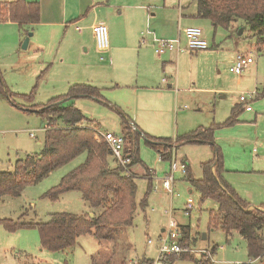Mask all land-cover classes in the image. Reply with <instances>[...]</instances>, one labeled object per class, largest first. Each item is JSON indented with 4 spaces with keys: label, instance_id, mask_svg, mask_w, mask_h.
I'll return each mask as SVG.
<instances>
[{
    "label": "rangeland",
    "instance_id": "374dc122",
    "mask_svg": "<svg viewBox=\"0 0 264 264\" xmlns=\"http://www.w3.org/2000/svg\"><path fill=\"white\" fill-rule=\"evenodd\" d=\"M186 1L185 4L188 3ZM205 22L206 25L199 27L209 48L195 53H179L175 63L178 73L176 84L175 71L170 72L165 66L168 63L163 64L165 68L159 72V79H172V86L180 92L175 108L177 118L173 113L170 130L149 134L175 139L201 126L221 125L214 130V142L222 154L224 179L252 205L264 208V48L261 51L256 49L257 38L248 29H214L209 20L205 19ZM3 23L0 22V35L6 36L8 33ZM56 47L58 44L52 50L46 47L45 52L54 55ZM152 47L153 58L166 55L157 56ZM96 50L95 47L83 46L79 54L88 55L89 60L96 63L100 56ZM237 52H245L254 59V63L239 75L229 71ZM18 54L21 56L19 65L12 67L8 62L0 63L1 83L12 94L11 97L0 96V170L3 171H12L17 159L39 153L43 148L44 120L22 108L38 110L34 104H46L49 98L67 90L61 86L67 77L63 67L67 65V59L64 64L53 61L51 57L41 62L42 53L38 51L35 55L29 48L19 50ZM102 94L111 106L89 97L75 99L74 105L88 117H94L102 131L123 132L122 119H128L112 107L114 101L107 97L105 91ZM240 94L251 96L248 102L251 109H239L238 121L223 126L232 108L242 107ZM23 95H31L32 101ZM139 130L144 132L142 128ZM128 135L125 147L130 152L137 148L145 165H130L137 187L132 225L117 229L112 238L98 240L85 234L78 238L72 249L52 251L41 247L37 228L7 231L0 224V264H138L140 260H153L158 255L162 229L166 228L170 217L180 227L189 228L190 236L194 238V243L189 246L196 251L189 254L196 258L200 257L197 253L200 250L216 248L212 253L213 264H264V256L249 259L246 241L237 232L227 237L221 229H209L210 212L217 209L218 203L210 198L202 200L200 193L184 179L182 171L174 172L173 193H168L162 186V180L171 171V159L162 160L157 151L145 142L143 135L137 139L132 132ZM172 144L175 147L171 152L176 154L178 162L179 159H187L194 177L202 173L200 163L213 157L214 151L209 143L184 142L178 147L175 142ZM84 160L85 154L82 153L38 183L26 186L19 196L3 197L0 200V219L41 223L48 221L53 213L88 212L89 207L79 191H67L57 200L44 196L63 175ZM109 162L111 166H117L112 156ZM144 196L147 205L142 210L140 202ZM188 197L193 199L194 208L186 215L183 210ZM147 239H151L150 244ZM167 264H194V261L186 257Z\"/></svg>",
    "mask_w": 264,
    "mask_h": 264
},
{
    "label": "trees",
    "instance_id": "16d2710c",
    "mask_svg": "<svg viewBox=\"0 0 264 264\" xmlns=\"http://www.w3.org/2000/svg\"><path fill=\"white\" fill-rule=\"evenodd\" d=\"M193 1L196 6L195 16L209 20L214 29L220 27L228 30L233 23L240 22L238 27H245L256 36V49L263 50L264 0ZM39 11L36 1H0V22L17 23L19 34L25 38L31 31L30 26L39 22ZM0 96H12L7 88H3L1 75ZM23 96L32 101L31 95ZM78 97L101 99V89L86 83H76L70 85L66 93L49 98L46 104H34L38 110H26V107H23L25 111L36 113L46 124L43 148L39 153L27 154L17 159L12 171L0 170L1 200L6 196H19L26 186L38 183L50 172L78 155L85 154V160L63 175L59 183L44 196L57 200L67 191H79L89 207L88 212L53 213L48 221L41 223L0 219V224L7 231L23 227L37 228L41 247L52 251L72 249L78 238L85 234H90L98 240L114 237L117 229L132 225L137 206L134 176L124 174L119 165L111 166L110 150L99 134V128L94 126L93 119L86 117L72 101ZM241 108L233 107L223 126L236 123ZM122 121L124 130L120 133L125 142L130 132L135 135V139L143 135L145 142L157 151L162 160L170 159L171 150L175 147L173 141L176 146L184 142L209 143L214 153L211 159L200 163L201 177L195 178L187 165L184 179L200 193L202 200L210 198L218 203L217 209L210 212L209 229H221L227 237L237 232L246 241L249 259L256 260L264 256V210L249 208L250 204L222 176V154L214 142V130L221 125L201 126L172 141L171 138L149 136L137 127L132 129L125 118ZM83 123L86 125L83 126ZM126 150L130 153V165L142 163L137 148L134 152H130L128 148ZM146 205L144 196L140 202L142 210ZM89 213H93V217L90 218ZM181 232V245L189 246L194 243L188 227L183 226ZM215 250L216 248H211L210 252L214 253ZM186 257H190L194 264H211L205 254L196 258L189 253L178 257L170 256L166 259V264ZM147 261L150 260H140L138 264Z\"/></svg>",
    "mask_w": 264,
    "mask_h": 264
},
{
    "label": "crops",
    "instance_id": "0c3cea01",
    "mask_svg": "<svg viewBox=\"0 0 264 264\" xmlns=\"http://www.w3.org/2000/svg\"><path fill=\"white\" fill-rule=\"evenodd\" d=\"M27 1H36L39 4V22L30 26L31 35L26 48L21 47L24 38L19 34L17 23H3L8 34L0 35V63L8 62L12 67L19 65V50L27 48L35 55L40 51L43 56L41 62L48 61L51 57L53 61L64 64L67 59V65L63 66L66 68L67 77L61 82V86L68 90L72 84L86 83L100 88L102 98L91 99L111 106L110 101L104 99L102 91H105L107 97L114 101L112 107L126 116L131 127L144 129V134L157 135L159 130H170L180 92L172 86V79L163 77L161 81L159 72L165 68L163 64L168 63L165 66L170 72L175 71L176 84L178 73L175 63L179 53L167 51L164 57L153 58L150 51L153 46L155 52V45L152 35L146 31H152L160 39H173L178 36L180 28L206 25L204 18L195 16L196 6L193 0H188L187 4L184 2L186 0ZM95 23H103L108 28L109 47L106 51L100 52L96 48L91 30ZM239 24L240 22L233 23L231 30L236 29ZM56 44L58 47L54 55L45 52L46 47L52 50ZM83 46L95 47L100 54L99 62L92 63L88 55L79 54ZM76 53L78 55L74 56ZM23 61L27 60L23 58ZM75 99L77 98L72 100L73 103ZM82 113L88 117L85 112ZM88 118L93 119V125L101 130L94 117ZM186 163L190 168L187 159ZM142 164L144 165L143 161L140 165ZM200 177L201 175L195 178ZM227 183L234 188L231 183ZM234 190L242 197L237 189ZM188 191L191 192L192 189ZM247 202L250 204L249 208L264 210L263 207Z\"/></svg>",
    "mask_w": 264,
    "mask_h": 264
},
{
    "label": "built area",
    "instance_id": "2783aa9c",
    "mask_svg": "<svg viewBox=\"0 0 264 264\" xmlns=\"http://www.w3.org/2000/svg\"><path fill=\"white\" fill-rule=\"evenodd\" d=\"M91 30L95 40L96 48L100 52L106 51L109 47V35L107 26L103 23H95L91 26ZM146 33L152 35V41L155 45V52L157 54H163L167 51H176L177 53H195L209 48L208 41L205 39L203 31L199 26L190 25L180 28L178 36L173 39L157 38L150 30H147ZM233 63L234 64L229 67V71L233 72L235 75H239L247 66L254 63V59L252 56L247 55L245 52H238L235 55ZM251 99V96H245L243 94L239 95V102L242 105V108L246 111H249L251 109L248 103ZM133 128L134 127L132 126V129ZM98 132L105 140L110 150V155L114 158L117 165L120 166L123 173L126 175H132L130 167V153L125 148L124 136L120 132L117 133L101 130H99ZM170 159L171 171L163 178L162 186L168 193H173V184L175 181L173 174L175 171L180 170L186 175L187 163L185 161H182L183 159H179L178 162L176 154L174 152H171ZM193 208V199L188 197L186 199V204L183 211L186 215H188ZM162 231L163 233H161V243L158 247L157 257L153 260L143 262V264H165L166 259L170 256L178 257L186 253L196 252L191 248V246L181 245V227L171 217L166 228H163ZM147 243L150 244L151 239H147ZM197 253H199L200 255L205 254L210 263L213 264L212 253L210 252V250H200Z\"/></svg>",
    "mask_w": 264,
    "mask_h": 264
},
{
    "label": "water",
    "instance_id": "95a60500",
    "mask_svg": "<svg viewBox=\"0 0 264 264\" xmlns=\"http://www.w3.org/2000/svg\"><path fill=\"white\" fill-rule=\"evenodd\" d=\"M241 31H242V28H239ZM240 31V32H241ZM30 35H31V32L28 34V36H26L24 39H23V41H22V43H21V47L22 48H26L27 47V44H28V41H29V37H30ZM89 217L91 218V217H93V213H89Z\"/></svg>",
    "mask_w": 264,
    "mask_h": 264
}]
</instances>
